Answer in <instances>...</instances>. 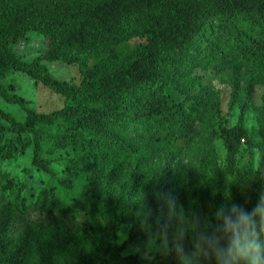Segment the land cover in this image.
<instances>
[{
	"label": "trees",
	"instance_id": "trees-1",
	"mask_svg": "<svg viewBox=\"0 0 264 264\" xmlns=\"http://www.w3.org/2000/svg\"><path fill=\"white\" fill-rule=\"evenodd\" d=\"M213 19L224 21V28L234 25L232 55L238 61L250 68L264 62V0H0V99L24 116L19 120L0 108V162L32 149L33 166L56 177L45 155L62 152L59 184L66 190L79 181L86 184L65 207L54 187L34 201L21 187L12 199L16 184L8 172L0 174V264H52L76 243L82 249L72 264H232L244 238L263 233L264 162L239 173L233 198L215 218L194 216L187 238L168 256L146 257V241L134 233L118 245L120 228L130 220L104 186L107 168L123 170L132 163L133 182L143 186L150 181L155 152L176 155L193 146L200 130L183 104L167 103L162 65L174 66ZM30 31L46 43L34 63L22 61L11 48ZM41 63L78 65L80 87L60 85ZM9 70L62 96L64 105L48 113L30 108L3 84ZM151 86L152 97L138 102V90ZM217 118L212 137L222 141L234 174L238 149L253 144L245 128L229 127L220 113ZM146 125L151 132L141 146L125 140L128 129ZM81 212L101 224L80 223ZM31 231L60 238L37 244ZM132 242L138 252L124 255Z\"/></svg>",
	"mask_w": 264,
	"mask_h": 264
},
{
	"label": "rangeland",
	"instance_id": "rangeland-1",
	"mask_svg": "<svg viewBox=\"0 0 264 264\" xmlns=\"http://www.w3.org/2000/svg\"><path fill=\"white\" fill-rule=\"evenodd\" d=\"M222 24L224 21L221 19L211 20L203 38L192 42L174 66L165 62L162 65L164 77L161 82L165 85L167 103L183 104L200 130L191 149L176 155L155 152V158L149 163L150 181L143 186L133 182L132 177L136 174L133 163L123 170L106 169L104 186L115 194L117 206L124 210L130 220L129 224L120 228L118 245L123 246L134 233L146 241V257L157 254L168 256L173 249L179 248L191 231L193 217L199 216L202 220L215 218L233 198L239 173L245 168L257 170L264 162V137L261 135V129L264 130V62L250 68L238 61L232 55L234 25L224 28ZM207 39L214 45L209 44ZM11 48L22 61L34 63L46 52V43L44 37L30 31L25 39ZM109 63L114 67L122 65ZM41 65L60 85L80 87L82 76L78 65ZM2 82L11 94L27 100L29 107L37 112L48 113L65 103L62 96L13 70L6 73ZM153 87L139 89L137 101L151 98ZM0 108L14 114L19 120L24 118L18 107L1 99ZM218 113L229 127L238 125L245 128L253 144L238 149L234 174L229 172L222 141L212 137V128L218 127ZM150 132L149 125L132 127L125 134V140L141 146ZM45 150H48V146H45ZM61 156L62 152L45 155L56 177H50L33 166L32 149L12 160L0 162V174L8 172L16 184L15 190L10 193L11 198L14 199L23 187L22 195L34 201L43 189L54 187L62 206L71 205L85 191L86 184L79 181L72 190H66L59 184L64 174ZM178 218L185 221H177ZM76 220L101 224L98 218L88 217L84 212ZM261 226L264 230V219ZM29 234L37 244L60 238L59 234L38 236L33 231ZM81 249L82 244L76 243L67 255L54 258L52 264H72ZM138 250L139 247L132 242L124 247L123 254H135ZM232 264H264V231L244 238Z\"/></svg>",
	"mask_w": 264,
	"mask_h": 264
},
{
	"label": "clouds",
	"instance_id": "clouds-1",
	"mask_svg": "<svg viewBox=\"0 0 264 264\" xmlns=\"http://www.w3.org/2000/svg\"><path fill=\"white\" fill-rule=\"evenodd\" d=\"M175 198V197H174ZM176 199V198H175Z\"/></svg>",
	"mask_w": 264,
	"mask_h": 264
}]
</instances>
